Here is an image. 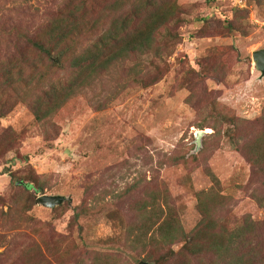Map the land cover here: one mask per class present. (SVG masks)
<instances>
[{
    "label": "rangeland",
    "instance_id": "obj_1",
    "mask_svg": "<svg viewBox=\"0 0 264 264\" xmlns=\"http://www.w3.org/2000/svg\"><path fill=\"white\" fill-rule=\"evenodd\" d=\"M140 1L91 0L84 11L97 18L100 29L118 12L126 14L132 3L144 15ZM64 4L65 0H0V64L9 53L31 52L22 35L30 37ZM165 11L174 18L168 27L178 42L164 57L155 82L148 83L147 68L154 57L142 54L108 68L44 118L37 119L26 101H4L0 264H77L89 250L118 252L129 264H156L144 253L122 248L124 224L132 220L129 208L148 198L154 176L166 187L167 205L186 232L201 217L199 193L206 201L214 191L226 196L221 218L230 224L245 215L264 219V208L254 197L262 187L260 178L253 177L252 165L233 141L214 134L210 125L227 112L243 119L248 137L264 126V74L251 57L253 50L264 47V0H164ZM129 19L136 21L135 15ZM55 76L61 78L62 73ZM191 82L200 91L195 104L185 100ZM28 97L24 98L29 101ZM199 130L205 133L196 148ZM138 179L136 191L120 198L122 189ZM18 180L43 189L35 193L29 188L28 196ZM42 193L66 199L48 208L33 202ZM163 197L158 202L166 213ZM53 239L67 255L46 252L43 243ZM261 241L264 246V230ZM181 245L177 242L173 249ZM38 247L47 261L39 260ZM169 247L156 248L155 258L168 254Z\"/></svg>",
    "mask_w": 264,
    "mask_h": 264
},
{
    "label": "trees",
    "instance_id": "obj_2",
    "mask_svg": "<svg viewBox=\"0 0 264 264\" xmlns=\"http://www.w3.org/2000/svg\"><path fill=\"white\" fill-rule=\"evenodd\" d=\"M88 3L92 5L91 0H65L64 9L41 22L30 37L22 35L32 51L9 53L1 62L0 110L3 109L4 101L15 97L19 101H26L37 119L44 118L57 111L82 88L90 87L108 68L142 54L151 53L154 57L147 66L148 75L151 76L148 83L160 78L158 72L164 57L171 55L178 42L176 32L174 34L169 30L168 26L173 24L174 18H169V13L164 12V0H141L144 15L136 11V5L132 3L126 14L118 12L115 18L100 29L97 27V18H89L84 11ZM131 15H135L136 21L133 23L129 19ZM6 42L11 43L9 37H6ZM59 72L62 73L61 78L55 76ZM197 88L194 82L187 86L190 94L185 98L186 102L195 104L200 93ZM32 91L35 92L34 96L28 97ZM24 97H28L29 101ZM242 122L243 119L225 112L210 125L214 134L225 135L233 141L235 149L252 165L253 177H259L262 185L254 197L264 208V189L261 191L264 187V126L252 137H248L243 133ZM222 126H225L224 130ZM152 180L154 182L148 190V198L137 201L129 208V212L133 213L132 220L124 224V250L144 253L146 258H154L156 264H170V260H176L177 264H264V246L261 241L264 219L256 221L245 215L240 221L230 224L221 218L226 196L214 191L211 200L206 201L199 193L197 207L201 217L186 232L167 205L166 187L160 186L155 176ZM140 183L138 179L126 185L120 198L136 191ZM16 184L22 186V192L28 196L31 195L29 188L35 193L43 189L40 184L33 186L24 180H18ZM161 196H164L167 205L166 213L158 202ZM33 199V202H37L36 198ZM79 213L76 211L75 217ZM177 242H182V245L174 250L173 245ZM43 245L46 252L54 257L68 253L60 241L55 239L45 241ZM164 246H170L168 254L155 258L156 248ZM37 249L39 260L47 261L41 248ZM24 264L29 262L25 261ZM77 264L129 262L118 252L89 250L87 256L78 258Z\"/></svg>",
    "mask_w": 264,
    "mask_h": 264
},
{
    "label": "water",
    "instance_id": "obj_3",
    "mask_svg": "<svg viewBox=\"0 0 264 264\" xmlns=\"http://www.w3.org/2000/svg\"><path fill=\"white\" fill-rule=\"evenodd\" d=\"M251 57H252V60L256 68L260 71L261 75H263L264 74V47L253 50L251 53ZM204 133L205 132L202 130H199L196 132V135L194 138L196 148L200 147L202 135ZM67 153L69 154V152ZM65 199L66 197L63 195H59V194L51 195V194L42 193L37 197V202L44 207L54 208L58 206L59 204H61L62 202H64ZM138 264H151V263L141 260L138 262Z\"/></svg>",
    "mask_w": 264,
    "mask_h": 264
}]
</instances>
